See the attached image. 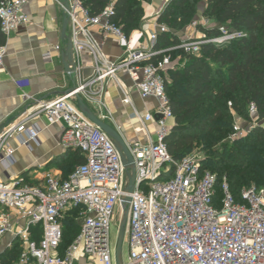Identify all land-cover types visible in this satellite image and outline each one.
Here are the masks:
<instances>
[{
  "label": "built area",
  "instance_id": "obj_1",
  "mask_svg": "<svg viewBox=\"0 0 264 264\" xmlns=\"http://www.w3.org/2000/svg\"><path fill=\"white\" fill-rule=\"evenodd\" d=\"M110 1L96 16L89 15L79 0L59 1L73 47L71 72L77 83L65 96L35 100L0 128V264H116V247L110 242L113 224L118 231L124 224L123 242L128 246L127 262L120 255V264H264V189L250 186L236 197L225 177L219 182L217 174L202 169L195 152L175 161L164 142L174 125L165 90L168 73L176 69L171 53L198 56L201 46L228 43L242 33L212 22L219 31L216 38L203 35L195 42L159 48L158 36L168 32L165 25L155 23L149 31L141 27L127 36L109 21L114 0ZM28 2L0 1V29L6 38L28 23L24 10ZM105 39L120 50L115 60L103 51ZM62 51L55 46L43 59L52 62V52ZM82 54L90 59L91 74L86 78L75 61ZM4 58L0 48V73ZM111 88L123 105H133L134 92L142 101L156 102L143 116L132 106V117L145 134H149L148 124H154L156 131L155 139L147 143L125 142L133 160L130 168L123 165L115 142L80 112L75 99L86 101L95 117L107 123L112 119L106 103ZM41 118L48 126L60 127L59 146L65 152H79L84 163L67 179L48 172L38 180L35 172L27 170L10 177L7 171L15 152L10 141L25 148L37 144ZM248 118L245 129L232 125L230 139L245 138L259 126L253 103ZM130 174L133 190L128 204L122 206ZM72 211L78 215L79 232L63 249L64 219Z\"/></svg>",
  "mask_w": 264,
  "mask_h": 264
},
{
  "label": "trees",
  "instance_id": "obj_2",
  "mask_svg": "<svg viewBox=\"0 0 264 264\" xmlns=\"http://www.w3.org/2000/svg\"><path fill=\"white\" fill-rule=\"evenodd\" d=\"M1 1V0H0ZM89 15L100 14L110 0H79ZM202 0H170L156 19L168 32L158 36L157 46L168 48L180 43L174 30L187 24ZM203 16L217 26L228 27L242 35L228 43L207 44L198 56L178 52L184 60L181 68L168 73L165 90L174 125L164 139L168 153L179 161L193 153H215L217 159L202 161V169L226 178L236 197L250 186L264 189V0H205ZM153 0H114L109 21L127 36L141 29L143 5ZM206 38L219 36L217 27H199ZM6 37L0 29V48ZM173 52L172 54H176ZM248 118V106L257 109V123L244 139L227 146L232 133L233 116ZM220 145L219 150L215 147ZM228 149V150H227ZM59 165L62 178L67 179L84 163L79 152L67 151ZM230 167V168H229ZM76 211L64 219L62 248L68 247L79 232Z\"/></svg>",
  "mask_w": 264,
  "mask_h": 264
},
{
  "label": "crops",
  "instance_id": "obj_3",
  "mask_svg": "<svg viewBox=\"0 0 264 264\" xmlns=\"http://www.w3.org/2000/svg\"><path fill=\"white\" fill-rule=\"evenodd\" d=\"M59 1L61 0H29L24 9L28 23L6 38L3 47L4 70L0 73V127L31 107L35 100L58 97L77 83L76 75L66 73L63 69L62 52H52V62H45L43 59L51 48L61 46L64 49L65 46L61 38L64 16ZM165 4L166 0H153L150 5H143L144 30L154 28L156 16ZM91 31L98 40H102L96 29ZM103 43V51L108 58H118L120 50L117 45L111 39H105ZM75 61L81 75L88 77L91 74L89 57L82 54ZM131 98L132 106L140 116L151 112L156 106L154 100L142 101L135 92ZM84 103L87 105L86 101ZM106 103L112 115L107 124L115 128L126 143H147L155 139L156 126L148 124L149 134L146 135L140 122L132 117V106L123 105L114 88L109 89ZM38 125L42 130L37 144L31 142L30 148H25L20 147L16 140L10 141L9 145L15 150L14 164L7 171L10 177L18 176L26 170L35 172L38 180L48 172L61 175L58 166L66 152L59 146L60 127L48 126L44 118L38 120Z\"/></svg>",
  "mask_w": 264,
  "mask_h": 264
},
{
  "label": "rangeland",
  "instance_id": "obj_4",
  "mask_svg": "<svg viewBox=\"0 0 264 264\" xmlns=\"http://www.w3.org/2000/svg\"><path fill=\"white\" fill-rule=\"evenodd\" d=\"M205 6H206V1L205 0L200 1L196 5L195 13H194L193 17L191 18V20L187 24L181 26L179 29L174 30V34L180 42L181 41L195 42V41H197L203 37V34L199 31V27H208V26L210 28L214 27L212 21H210L207 17L203 16V11L205 9ZM224 27H226V25H224ZM179 55L180 54L178 52L176 54L171 55V59H172L171 63H172V65L175 66V68H181L182 64L184 63V60L180 59ZM238 119H240V120H238ZM232 122H233V124L237 123L242 129H245L249 126L250 119L249 118H241V117H238V118L233 117ZM172 123H173V121H172ZM168 125H171V121L168 122ZM231 135H232V133L229 134V137ZM229 137L225 140L227 146H230L233 142H237V141L244 139V138H238L237 137L235 140H232ZM215 150H219V152H220V150H221L220 145H217L215 147ZM194 152L196 153L197 156H199L201 158L202 161H207L208 158L217 159L216 154L212 153V151L200 152L198 149H196ZM67 162H61V163H59V165L61 166L63 164H66ZM116 211H117L116 212V223H117L119 218H120V214H119L118 208H116ZM118 234H119V231L117 229V226L115 224L111 225L110 242H111L112 248L116 247ZM121 258H122V261L124 263L127 262L128 246H127L126 241H124L123 245H122Z\"/></svg>",
  "mask_w": 264,
  "mask_h": 264
},
{
  "label": "water",
  "instance_id": "obj_5",
  "mask_svg": "<svg viewBox=\"0 0 264 264\" xmlns=\"http://www.w3.org/2000/svg\"><path fill=\"white\" fill-rule=\"evenodd\" d=\"M159 15L160 13L158 14V16ZM66 27H67V20L66 18H64L63 25H62V31H61V38L65 43L64 49L62 51V65H63L64 71L66 73H70L74 69L73 47H72L70 39L68 38V36H66ZM67 94H69V91L64 92L62 95L65 96ZM75 99H76V103H77V106L80 112L84 114L88 120H90L97 127H99L104 133H106L115 142V146L121 156L123 165L126 168L132 167L133 166L132 157L127 149L125 141L123 140L119 132L115 128L110 126L109 124L97 119L95 115L93 114V112L90 110V108L79 97H76ZM159 118L161 117L160 116L156 117V119H159ZM133 184H134V175L130 174L128 185L125 190L127 195L121 198L122 206H125L126 204H128L130 200L128 195L133 190ZM123 231H124V224L122 225L119 231V236H118V240L116 244V249H115L116 264H120V255H121V250H122V245H123Z\"/></svg>",
  "mask_w": 264,
  "mask_h": 264
}]
</instances>
